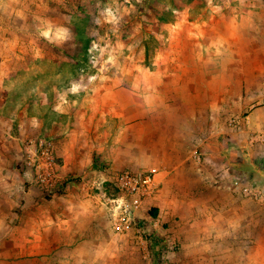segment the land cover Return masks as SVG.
<instances>
[{
    "label": "rangeland",
    "instance_id": "rangeland-1",
    "mask_svg": "<svg viewBox=\"0 0 264 264\" xmlns=\"http://www.w3.org/2000/svg\"><path fill=\"white\" fill-rule=\"evenodd\" d=\"M43 138L46 187L27 165ZM258 158L264 0H0V264H264ZM177 166L193 177L117 233L112 177Z\"/></svg>",
    "mask_w": 264,
    "mask_h": 264
},
{
    "label": "built area",
    "instance_id": "built-area-1",
    "mask_svg": "<svg viewBox=\"0 0 264 264\" xmlns=\"http://www.w3.org/2000/svg\"><path fill=\"white\" fill-rule=\"evenodd\" d=\"M30 145L31 156L27 165L39 173L37 183L46 187L53 180V143L43 138L35 142L31 141ZM195 157L201 161V155ZM159 174L160 170L157 167L137 172H118L109 181L113 187V193L108 194L101 190L98 196L99 204L109 213L117 233L124 234L140 230L141 225L146 222V219L142 217V211L145 202L153 198L159 190ZM95 186L101 188L102 185L98 183ZM244 192L249 197L256 199L260 197L252 187H245ZM163 244L164 242L161 243V241L152 242V248L162 254Z\"/></svg>",
    "mask_w": 264,
    "mask_h": 264
},
{
    "label": "crops",
    "instance_id": "crops-1",
    "mask_svg": "<svg viewBox=\"0 0 264 264\" xmlns=\"http://www.w3.org/2000/svg\"><path fill=\"white\" fill-rule=\"evenodd\" d=\"M67 116L68 115H58V117H59V119H60V123H59V125H58V129H57V131H58V134H57V136L59 135V137H61L62 139H65V138H67L68 136H70V132H69V123H67V120H66V118H67ZM118 116H120V117H122V119L124 120V122H126V121H128L129 120V115H118ZM62 125H63V130L61 131V128H62ZM161 151V150H160ZM199 164V163H198ZM117 166H119L120 164H116ZM202 165V166H201ZM201 165H197L198 167H197V169L198 170H200V171H205V173L207 172V168H206V166L205 167H203V164H201ZM200 166V167H199ZM151 168V167H150ZM147 169H149V168H146V169H133V172H137V171H142V170H147ZM135 170V171H134ZM213 170V169H212ZM214 170H216L217 172H220V170H219V168H216V169H214ZM125 171V170H124ZM122 172V171H121ZM213 175V174H212ZM189 177L190 178H192L191 176H190V173L189 172H187L186 171V168H181L180 166H177V167H174L173 168V170L171 171V175H168V176H166V177H163L162 176V173L160 172V174H159V176H158V181H159V185H160V189L157 191V193H156V195L153 197V198H150V199H148L146 202H145V206H144V209H143V211H142V217L143 218H145L146 220H151V219H149V216L147 215V213H146V209H147V206L148 205H150V204H156L157 206H163V205H166V204H168V202H169V198L168 197H165L166 195H165V193H167L168 192V185H170V182H172V181H175V182H177L178 181V179L179 178H182V179H189ZM161 185H162V189H161ZM208 187L209 186H206V189L207 190H205L206 192H204L205 194L206 193H208V195H209V193H211V192H215L216 193V189H217V187H220L221 189H222V187H223V189H225L226 188V186L225 185H223V183H219V186H217L216 185V189L215 188H213V189H208ZM172 189V188H171ZM219 191V190H218ZM192 192H194V191H191L190 193H192ZM202 192V193H203ZM201 193V194H202ZM203 193V194H204ZM213 194V193H212ZM192 196V195H191ZM217 195L215 194L214 196H211V198H209V201H215V204H216V207L217 208H219V199H217ZM192 199V198H191ZM172 200H173V198H172ZM193 200H191V202H192ZM156 212L157 211H154V213L156 214ZM213 213L214 214H216V213H218V211H213ZM152 215H153V213H152ZM213 217H215V215L213 216ZM155 228L157 229V228H160L159 227V225L157 224V223H155ZM160 232L162 233V230H161V228H160ZM169 242V241H168Z\"/></svg>",
    "mask_w": 264,
    "mask_h": 264
},
{
    "label": "trees",
    "instance_id": "trees-1",
    "mask_svg": "<svg viewBox=\"0 0 264 264\" xmlns=\"http://www.w3.org/2000/svg\"><path fill=\"white\" fill-rule=\"evenodd\" d=\"M255 163H256V165L259 167V169H261V170H263L264 171V158H258V159H255ZM110 194H112V193H110ZM154 216H156V214L154 213ZM153 251L155 252V253H157L154 249H153ZM158 255H159V257H160V253H157Z\"/></svg>",
    "mask_w": 264,
    "mask_h": 264
}]
</instances>
